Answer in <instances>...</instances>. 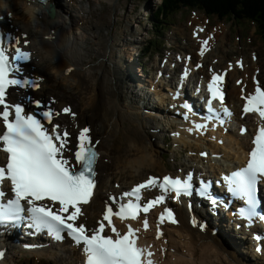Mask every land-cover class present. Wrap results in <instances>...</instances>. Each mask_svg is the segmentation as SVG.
Here are the masks:
<instances>
[{"label": "snow or ice", "instance_id": "snow-or-ice-1", "mask_svg": "<svg viewBox=\"0 0 264 264\" xmlns=\"http://www.w3.org/2000/svg\"><path fill=\"white\" fill-rule=\"evenodd\" d=\"M7 15L10 17L11 13ZM3 20L4 16H0V21ZM203 31L198 28L194 35ZM211 39L208 37L201 42V55ZM29 43L26 33L13 35L0 29V125L4 129L0 132V151L7 153L6 163L0 166V228L25 223L34 233H47L56 241L67 237L74 246L81 248L84 264H155L150 247L138 245L139 229L128 225V231L121 234L113 223V216L136 220L143 213V226L147 230V214L166 199H179L182 195L191 197L195 193L207 199L210 205H217L218 199L210 192L211 184L200 180L198 186L194 185L191 172L183 178L149 176L129 191L110 195L95 226L90 225L84 206L92 202L97 189L100 141H93L90 126L75 125L77 132L73 138L67 125L54 123L62 114L69 115L72 120L77 115L70 105L56 110L53 107L55 98L44 102L24 95L16 102L11 100L10 89H23L27 93L39 89L43 80V77L30 75L34 54L27 48ZM72 71L71 67L65 70L66 74ZM189 74L190 69L186 67L182 81ZM222 80V75L215 74L208 83L210 96L206 101L208 116L205 117V121L220 125L233 115L224 106V93L219 86ZM244 99L242 115L258 113L264 119V87L257 86ZM214 101H219V108ZM26 106L34 107L35 111H26ZM185 107L191 110L190 105L185 104ZM183 115L185 120L190 119L187 113ZM207 128V122L194 123L187 131H206ZM245 131L246 128L241 129L242 133ZM253 143L247 166L224 177L229 192L243 201L239 215L249 224L256 219L264 220V215L257 211L261 204L258 184L264 182V126L258 129ZM6 180L11 183V198H7L4 189ZM152 190L159 194L145 199L144 193ZM189 222L193 227L199 226L201 231L206 227L195 217ZM165 223L180 225L175 213L168 208L157 217V239L164 236L161 225ZM165 251L167 249L161 247V252ZM4 254L0 250V259Z\"/></svg>", "mask_w": 264, "mask_h": 264}, {"label": "bare ground", "instance_id": "bare-ground-1", "mask_svg": "<svg viewBox=\"0 0 264 264\" xmlns=\"http://www.w3.org/2000/svg\"><path fill=\"white\" fill-rule=\"evenodd\" d=\"M71 1L73 6H70V3H68L69 0H55L54 5L56 7L57 13L55 18L53 19L48 15V6L40 1L0 0V7L4 5V8H6L8 5V11H11L12 13V17L10 18L11 22L13 24L19 23L23 29H25L26 31L28 30L32 33L29 47L34 49V59L41 60L42 56L49 57L52 60V63L56 64L54 66L56 73L55 83L59 79L63 80L71 87H76L77 91L82 93V100L85 101L86 104V110L83 109V112L81 113L84 118L88 117L89 115H97L96 113H90V111H100L102 103L101 98L105 99V101H103L105 103V109L103 112V124L102 126L95 125L91 132V135L93 137H96L100 140V144L98 146L101 149L100 151L102 152V156L98 163V189L94 195L92 202L86 208V216L88 217V221H91L92 219L99 216L100 211L103 209L104 190L114 189L113 186H110V179L112 175L109 173V169L114 163L111 152L113 150V147L116 146L115 141L118 137L125 135L124 138L126 137V142L128 143V145H130V147H132L136 151L139 150V154L136 157L140 160L141 165L148 159H151L153 162H158L161 160L160 155L153 153L155 151L150 152L149 149H147V145L145 146V143L143 144V139L141 138L138 125L136 123L131 125V127L135 131V135H132L128 130L122 127L124 120L128 121L130 118H133L134 121H138L142 125L144 123L148 124L150 122L152 127L162 129L159 119L152 118L151 115L143 114L141 112V109L143 107V109L147 111L148 108H150L160 111L162 114L165 113V110H161L156 105L153 106L150 104H145L143 102L142 104H139V111L135 113L133 112L135 109L134 105H127V108L121 106V94L123 93V89L122 87H119L118 90L117 81L121 82L123 80V76L130 71V68H128V63L127 69H123L120 58L115 57L113 53H109V55H107L109 65L108 63L100 62L96 64L99 71H93L92 73L98 72V80L102 79L106 82L110 79L107 84L115 80V88H108L107 90H103V95H100L98 87L96 89V87L94 86L87 87L85 85V82L89 79L88 77L90 75V73L88 74L87 72L85 74L83 73L86 71V67H88L87 65H84L85 63L83 58V55L86 51L85 44L88 39L86 38V36L82 35V27L77 26V22H81L82 24L88 22V17L85 14L87 11H89V5L85 3V0H79L76 5V0ZM5 2L6 4H4ZM14 11L16 12L15 14ZM69 16H71L70 19ZM107 23L108 22L105 20L101 21L102 25H106ZM224 43L225 42L220 41L218 38L214 52L218 53L219 49L221 50V47L224 45ZM111 47L113 48V50H116L119 53L123 51L122 49L118 48L119 46L117 45V43H112ZM124 50L127 51L128 49L125 48ZM218 58L219 63L223 62L224 57L218 56ZM39 62L35 61L34 64H31L34 65V69H32L31 72H34L35 68H39ZM259 65V60L257 62H253L252 64V66ZM72 66L74 67V70L66 74L65 70ZM107 67H115L118 70V76H121L122 80L118 76H115L113 78L104 77L102 71L105 69L106 72L108 70ZM238 73H240V71L235 69L231 73V75ZM166 76H168V74ZM158 77L166 78L164 75ZM148 79L151 80V84L149 83L147 85V96L149 94H152L154 96V90H152L150 86L155 85L157 91H159L160 89L159 92L162 93V96H160V98L155 102L158 105H165L166 101L164 90L161 89L158 84H154L153 79ZM229 87H231L229 96L230 101L239 111V106L242 103L239 98L240 88L235 84L232 85L231 83H229ZM43 89L44 88H41L37 92H42ZM173 102L175 104H178L177 101ZM250 119L251 116L247 118V120ZM63 122L67 123L68 121L63 119ZM248 138L249 134L245 136L238 135L237 129L228 134L226 144L229 147L236 149L233 150V154L231 153V150H223L224 146H220L215 143H211V145L217 149L222 148V151L225 152L224 157L229 160L227 166L231 169L239 164H242L238 163L243 156V151L241 150L239 140L248 141ZM176 142L178 144L184 143L188 147L194 148L188 137L181 136L180 138H176ZM195 142L202 143L200 141ZM237 145H239V148H237ZM105 157H110L109 163L104 162L103 159ZM120 181L123 188L128 186V182H124L122 181V179H120ZM206 206L209 205L206 204ZM199 207V205L193 204L194 209H197ZM179 210L181 224L179 226H168L166 228L168 236L166 238V243L170 249L168 255H166L165 252H161V247L164 248V244L162 243L161 238L158 241L161 255L160 264H247L239 254L240 252H244V254L247 253L246 248L244 247V249H242L240 247L238 239L240 236H244L249 240L247 235H249L250 232L245 231L244 233L243 230L236 229L235 223H228L225 220V218H227L226 211H223L220 217L219 215L213 214L211 211L202 214L209 232H213L215 234L214 236H212L209 232L207 234H202L198 231L190 229L187 226L184 228L182 219L184 214L186 213V210L184 207L179 208ZM182 238H185L186 242H183ZM149 240L150 239H148V241ZM4 243L5 245L9 246L10 250L6 258L0 264H17V262L19 261V256L22 254L27 255L26 260L29 264H31L30 255L41 260L40 263L35 262L34 264H77L78 260L82 259L79 249L70 246L67 243L57 244L56 248L51 245L47 248L34 249L33 251H22L21 247L13 242L12 236L5 238ZM227 243L230 245V248L232 250L228 248ZM255 243L256 242H252L251 246L253 247ZM0 246L2 247V245ZM245 256H247L249 260H252L249 253L245 254Z\"/></svg>", "mask_w": 264, "mask_h": 264}, {"label": "rangeland", "instance_id": "rangeland-1", "mask_svg": "<svg viewBox=\"0 0 264 264\" xmlns=\"http://www.w3.org/2000/svg\"><path fill=\"white\" fill-rule=\"evenodd\" d=\"M76 1L78 2L79 0ZM157 1H161V0H116V1L85 0V3L89 5L88 6L89 11L86 12L85 14L88 17V22L82 25L80 24V26L83 27L82 35L86 36V38L88 39V41L85 44L87 50L84 54V57L86 59L84 63L88 67H86V71L83 73L85 74L87 72L88 74L90 73V75L89 77L86 75L89 79L85 82V85L87 87L94 86L96 87V89L98 87L100 95H103V90H107L108 88H115V80L107 84V82L110 81V79L106 82L103 81L102 79L98 80L97 78L99 76L98 72L92 73L93 71H99L97 69L96 64L100 62L108 63L109 65V60L107 58V55H109V53H113L115 57L120 58L123 69L126 70L129 63L128 68H130V71L123 76V80L121 76H118V70L115 67L114 68L107 67L108 70L105 72L104 69L102 71V74L104 77L107 78L109 77L113 78L115 76H118L122 80L121 82L117 81L118 90L119 87H122L123 89V93L121 94L122 96L121 106L127 108V105H134L135 106V109L133 111L134 113L139 111L138 110L139 104H141V101L143 102L144 97L147 94L146 92L140 91L138 89V82L143 80V76L140 77L137 74V71L139 72V69L137 71H135V69L136 66L140 63H144L146 68L150 69L148 65H150L151 62H148L146 64L147 59H145L142 56L139 57L140 54L139 52L141 50L140 48L145 46L149 40H152L154 38L151 37L148 40H141L142 37L141 35L142 32L146 33L148 31L147 25H149L148 23L149 19L146 16H148L151 13H157L159 11ZM103 20L107 21L108 23L106 25H102L101 21ZM211 22L213 24H218V23L221 24L223 33L221 31L218 34L220 35V37H222L223 42L230 43L232 41L234 50L231 49L230 54L236 53L235 49L239 48L238 46L239 41L237 40L238 35H240L243 38L245 37H247L248 39L252 38L253 44L255 45L257 44V46L259 47V49L255 52L259 54V63L261 65V68L262 69L264 68L263 67L264 39L261 38V36L258 34V31L257 33H255L253 25H251L247 31L245 29L244 30L241 29L237 34L234 32L236 27L230 23H225L223 21H218V22L211 21ZM239 26L245 28L247 25L239 24ZM178 40L175 41L174 43V39H173L170 41V43L174 44L177 47V50H182L183 45L177 43ZM112 43H117V45L119 46L118 48L122 49L123 51L119 53L118 51L113 50V48L111 47ZM136 45L138 46V48L136 47ZM125 48H127L128 50L127 51L124 50ZM161 49H164V46L160 44L154 47L155 51ZM225 50H226V46H222L220 53H224ZM55 65L56 64L52 63V60L49 57H44L43 61L40 62V68L42 73L44 74L43 77H45L47 80L46 83L47 87H45V90H47V92H51L57 95L60 98V100L63 102L72 103L79 113L78 118L82 124L88 123L89 126L91 127H94L95 125L102 126L104 121L103 112L105 109V103L103 101H105V99L101 98L102 103H101L100 111H90V113H96L97 115H92V116L89 115L88 117L84 118L81 113L83 112V109L86 108V104L85 101L82 100L83 99L82 93L78 92L76 87H71L63 80L59 79L55 83V77H56L55 67H54ZM252 67L256 68L255 66ZM132 93L135 96H132ZM140 93H142V96ZM141 112L145 115H148L147 112H152V111L150 109L145 111L142 108ZM157 116L158 115L156 113L152 114V117L154 118H156ZM163 122H164L163 130L161 132H156V133H153V128L151 127L150 124L144 123L142 125L140 122L134 121L133 118H130L128 121L124 120L122 127L128 130L132 135H135V131L133 130L131 125L136 123L138 125L141 138L143 139V141H145L144 145L145 146L147 145L148 147L147 149H149L150 152L155 151L153 153L159 155L162 153L163 150L162 140L164 139L165 135H167L166 132H168L167 131L168 128L166 127L167 117H164ZM124 136L125 135L118 137L117 140L115 141L116 146L113 147L111 156L113 157L114 160L117 159L119 161L118 171H121L123 173L125 179H131V177L137 178L140 175L139 174L140 165L138 162L139 159L136 157V154L139 152V150L136 151L132 147H130V145H128V143L126 142V137L124 138ZM164 152L166 154L168 153L167 150H164ZM103 160L104 162L110 160V157H105ZM130 173H132L133 175L131 176ZM185 241L186 239L183 240V242ZM244 246L245 243L243 242L241 248L244 249ZM239 254L247 264H264V256H260L259 258H257L255 262H253L252 260H249L247 256H245L244 252H240ZM21 264H28V263L27 261H25L24 263Z\"/></svg>", "mask_w": 264, "mask_h": 264}, {"label": "trees", "instance_id": "trees-1", "mask_svg": "<svg viewBox=\"0 0 264 264\" xmlns=\"http://www.w3.org/2000/svg\"><path fill=\"white\" fill-rule=\"evenodd\" d=\"M204 1V2H203ZM164 0L160 12L153 19H160L159 13H172L182 6L200 7L206 12L229 16L236 21H253L264 37V0Z\"/></svg>", "mask_w": 264, "mask_h": 264}, {"label": "water", "instance_id": "water-1", "mask_svg": "<svg viewBox=\"0 0 264 264\" xmlns=\"http://www.w3.org/2000/svg\"><path fill=\"white\" fill-rule=\"evenodd\" d=\"M50 14H51L52 17H54V15H55V14H54V9H52V11H51Z\"/></svg>", "mask_w": 264, "mask_h": 264}]
</instances>
